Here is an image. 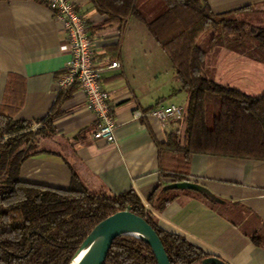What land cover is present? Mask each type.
<instances>
[{
    "label": "crops",
    "instance_id": "0c3cea01",
    "mask_svg": "<svg viewBox=\"0 0 264 264\" xmlns=\"http://www.w3.org/2000/svg\"><path fill=\"white\" fill-rule=\"evenodd\" d=\"M73 1L87 21L95 66L120 63L102 77L116 140L93 137L97 117L83 90L57 86L72 55L66 50L67 30L54 11L41 0H0V120L31 124L30 131L18 137L4 136L0 155L18 160L25 156L19 173L23 182L68 189L75 172L94 191L134 190L149 206L160 182H173L164 176L170 162L160 151L172 132L182 131V123L138 112L171 103L184 106L187 95L169 57L144 23L133 17L124 26L110 23L90 0ZM208 3L216 14L264 9V0ZM258 64L240 54L228 64L243 82L238 89L254 96L264 89L256 81L258 76L264 80V64L261 73ZM62 91L70 94L57 107ZM56 110L60 114L50 132L46 120ZM188 180L206 185L221 202L213 204L202 195L182 191L162 211L154 212L159 225L228 264H264V247L251 236L264 228V160L194 154Z\"/></svg>",
    "mask_w": 264,
    "mask_h": 264
},
{
    "label": "trees",
    "instance_id": "16d2710c",
    "mask_svg": "<svg viewBox=\"0 0 264 264\" xmlns=\"http://www.w3.org/2000/svg\"><path fill=\"white\" fill-rule=\"evenodd\" d=\"M110 23L124 26L129 18L144 23L169 57L187 95L180 119L161 146L169 157L164 176L189 177L194 154L264 160V92L254 96L210 77L208 55L218 46L264 64V9L216 14L208 0H90ZM246 10H249V12ZM204 39V40H203ZM69 92L60 93L57 107ZM155 108V107H154ZM58 110L46 120L54 132ZM29 122L0 120V152L4 136L30 131ZM1 154V153H0ZM21 159L0 155V264H71L92 229L108 216L130 210L145 218L160 236L171 264H206L208 254L185 236L163 229L155 211H162L182 191L160 182L146 205L134 190L113 194L94 191L73 172L68 189L20 180ZM264 247V228L251 233ZM104 264H158L149 244L132 235L117 237ZM213 264V263H208Z\"/></svg>",
    "mask_w": 264,
    "mask_h": 264
},
{
    "label": "built area",
    "instance_id": "2783aa9c",
    "mask_svg": "<svg viewBox=\"0 0 264 264\" xmlns=\"http://www.w3.org/2000/svg\"><path fill=\"white\" fill-rule=\"evenodd\" d=\"M55 13L56 18L62 21L67 30L69 44L66 50L70 51L72 60L66 70L57 80L60 90L79 87L86 95L89 107L97 117V128L93 137L106 142L116 140L114 113L110 104L108 92L102 84L103 72L120 67L118 61H112L104 67H96L92 57L93 42L87 32V21L76 9L73 0H41ZM184 106L171 103L157 106L147 113L138 112L139 116L151 115L161 121H179L183 116Z\"/></svg>",
    "mask_w": 264,
    "mask_h": 264
},
{
    "label": "water",
    "instance_id": "95a60500",
    "mask_svg": "<svg viewBox=\"0 0 264 264\" xmlns=\"http://www.w3.org/2000/svg\"><path fill=\"white\" fill-rule=\"evenodd\" d=\"M166 190H192L216 202H221L206 186L196 181H173L167 184ZM132 235L140 238L150 245L158 264H171L163 242L152 227L143 217L130 210L118 211L99 222L82 242L75 253L71 264H104L108 252L117 237ZM216 257L206 259L204 263L221 264Z\"/></svg>",
    "mask_w": 264,
    "mask_h": 264
},
{
    "label": "rangeland",
    "instance_id": "374dc122",
    "mask_svg": "<svg viewBox=\"0 0 264 264\" xmlns=\"http://www.w3.org/2000/svg\"><path fill=\"white\" fill-rule=\"evenodd\" d=\"M237 56H238V54H236L232 51H229L222 46H218L214 50H212L211 53L207 57L211 79H213L217 82H220L221 84H224V85L227 84L233 88L238 89V86L240 84H243V82H242V80H240L236 76H234L233 71H230L229 70L230 67H228V64L230 63V61H233L234 58ZM248 61H250L251 63H257V62H253V60L251 61L249 59H248ZM258 65H259L258 68L261 67L259 70L260 71L259 73H261L263 70V68L261 66L262 64H258ZM256 81L258 83L260 82V83L264 84V80L261 76H258L256 78ZM257 82L255 83L256 85H258ZM241 91H243V90H241ZM243 92L247 93V91H243ZM263 92H264V89H263ZM248 94H250V93H248ZM184 107H185V105H184Z\"/></svg>",
    "mask_w": 264,
    "mask_h": 264
},
{
    "label": "bare ground",
    "instance_id": "6f19581e",
    "mask_svg": "<svg viewBox=\"0 0 264 264\" xmlns=\"http://www.w3.org/2000/svg\"><path fill=\"white\" fill-rule=\"evenodd\" d=\"M73 264V263H72Z\"/></svg>",
    "mask_w": 264,
    "mask_h": 264
}]
</instances>
